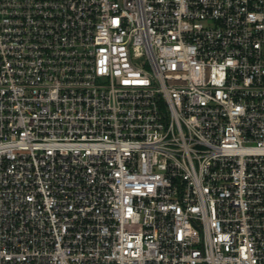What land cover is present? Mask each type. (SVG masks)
Returning a JSON list of instances; mask_svg holds the SVG:
<instances>
[{
    "label": "built area",
    "instance_id": "built-area-1",
    "mask_svg": "<svg viewBox=\"0 0 264 264\" xmlns=\"http://www.w3.org/2000/svg\"><path fill=\"white\" fill-rule=\"evenodd\" d=\"M0 264H264V0H0Z\"/></svg>",
    "mask_w": 264,
    "mask_h": 264
}]
</instances>
